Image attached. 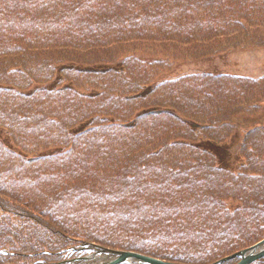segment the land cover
<instances>
[{
  "label": "trees",
  "instance_id": "1",
  "mask_svg": "<svg viewBox=\"0 0 264 264\" xmlns=\"http://www.w3.org/2000/svg\"><path fill=\"white\" fill-rule=\"evenodd\" d=\"M250 1L0 0V264L60 261L70 254L67 248L85 241L175 262L205 263L213 249L194 244L203 242L212 230L210 218L205 216L207 212H201L205 221L201 218L198 231L195 229L190 240L186 238V242L193 244L184 246L193 250L179 252L175 233L181 234L184 225L174 219L181 209L164 206L162 196L161 201H155L143 214L125 205L124 209L121 206L116 210L122 203L112 200V193L98 191L102 187L100 183L95 184L97 187L93 182L82 184L70 178L80 176L81 172L86 180L101 177L85 175L94 172L86 165L82 171L72 169L69 161L79 157L75 148L85 140H98L101 146L106 139H114L116 127L123 124L114 121L110 112L126 115L130 109L113 104L118 94L109 92L111 102L106 103H112L110 112L104 108L107 104L85 110L84 103L75 105L73 100L77 98V103L86 100L74 94L72 86L60 87L57 81L74 79L73 71L78 67V74L85 77L90 72H110L104 82L108 85L111 71L125 72L137 64L140 73L134 69L126 73L134 81L129 87H146V90L135 94L146 97L163 89L176 104L175 109L197 115L202 109L199 116L193 117L196 120L205 116L215 119L214 115L219 113L228 116L230 101L236 108L240 107V116L255 113L261 107L264 77L253 79L210 72L184 76V70L177 67L200 58L210 61L227 56L239 46L263 47L264 0H256L261 10L255 14L248 8ZM146 66L164 72L157 75L156 82H145L146 74L152 73ZM86 79L79 80L86 83ZM159 95L151 101L160 104ZM99 101L100 97L95 99V103ZM95 111L101 112L90 116ZM168 111L177 117L171 109ZM149 114L142 110L140 132L150 129H145L148 122L152 126L153 122L147 118ZM76 117L81 120H75ZM185 123L195 133L194 146L199 153L216 158L217 143L204 146L201 132L193 129L191 123ZM183 126L182 123L179 127L182 135L188 128ZM208 127L204 124L199 130L205 132ZM258 135L262 134L249 130L242 141L244 147L247 143L249 149L255 150L256 146L249 140ZM165 145L157 154L173 160L176 154ZM141 167L143 173H139L138 179L151 177L150 164L143 163ZM51 176L56 177L55 183L35 188ZM129 181L116 188L124 191L118 195L123 201L125 195L129 199L142 196L135 177L131 175ZM67 186H70L67 194L59 191L49 196L46 204L29 190L46 193ZM254 208L255 205L248 209L255 214ZM139 216L143 219H137ZM212 219L219 222L217 217Z\"/></svg>",
  "mask_w": 264,
  "mask_h": 264
},
{
  "label": "rangeland",
  "instance_id": "2",
  "mask_svg": "<svg viewBox=\"0 0 264 264\" xmlns=\"http://www.w3.org/2000/svg\"><path fill=\"white\" fill-rule=\"evenodd\" d=\"M250 3L248 8L252 13L255 14L261 10V6L258 4L260 2L251 0ZM251 47L254 48L253 52H246ZM251 47L239 46L237 54H241L221 57L225 61L217 58L207 61L208 59L200 58L189 62L187 64L189 66L186 68L182 64H178L177 67L187 72H228L240 73L241 75L251 74L250 76L259 77L264 75V46L261 48ZM75 68L74 77L72 76L74 79L57 81L60 87L72 86L73 93L86 100L77 103L76 98L73 100L75 105L90 104V107L82 105V108L91 110L93 105L94 108H101V104H107L104 108L109 111V107L113 103L120 106V109L127 107L130 110L126 115L109 111L111 118L123 124L124 127L119 126L115 130L114 139H106L101 146L98 144V140H85L82 146L75 148L79 157L75 156L71 161L65 159L71 162L72 169L82 171L83 165H86L94 172H85V175L101 177L86 180L81 176L83 175L81 172L80 176L76 174L73 177L72 175L71 179L75 178L82 184L90 181L94 183V186L100 183L102 187L97 186L98 191L110 192L113 195L112 200L122 203L115 207L116 210L122 207L124 209L125 205L126 208L137 210L143 214L146 208H152L155 201H161L162 196V202L163 200L166 202H163L164 206L171 209H181L177 217H175V211L172 214L175 221H180L184 225L181 227L183 229L181 234L175 233L174 242L179 247V252L181 249L193 250L191 246H184V244H193L189 241L186 242V238L190 240L191 236L195 234V229L198 231L202 225L201 218L203 219L201 212H207L205 216L210 218L209 225L212 230L203 242L194 244L195 246L205 245L206 249H213L203 264H215L220 259L232 255L240 249L251 248L264 240V93L263 97L260 98V109H256L257 112L255 113L250 112V115L240 116V107L236 108L233 101H230L228 106L231 111L229 110L228 116L224 117L219 113L214 115L215 119L205 116L196 120L193 117L199 116L203 111L202 109L198 115L195 112H181L175 109L176 104L165 95L163 89H158L154 95L146 97L142 96L141 93L135 94L146 90V87H129L134 81L129 80L126 73L128 69H134L140 73L137 64L126 68L125 72L111 71L112 78H109L108 85H105L104 82L110 72H90L85 77L78 74V67ZM145 68L148 70L149 66ZM149 69L152 73L146 74L145 82H156L157 75L164 72L157 67ZM115 73H118L119 77L115 76ZM53 77V73H50V78ZM84 78H88L86 83L79 80ZM105 91L106 94L103 95ZM109 92L118 94V97L113 98L116 102L106 103V101L111 102ZM120 93H124V96H121ZM157 94H160V104H156L158 101H151L157 99ZM56 96L59 95L56 93ZM134 96H138V98H134ZM98 97H100V101L95 103V99ZM133 103L135 105L132 107ZM149 104L152 105L149 106ZM143 109L150 113L147 118L153 122L152 126L149 122L147 123L145 129H150L145 133L144 131L140 132L139 126ZM170 109L177 117H173L169 113L168 110ZM69 111L71 109L66 112ZM100 112L95 111L90 116L94 117ZM77 119L81 120L80 117L75 118V120ZM185 122L191 123L194 126L193 129L201 132V142H205L204 146H210L209 142L213 143V141L217 143L216 158L212 156L211 159L209 155L199 153L198 148L194 146L196 145L193 138L195 133ZM210 122L213 125H210ZM182 123L183 129L188 127L183 135L181 134L182 129L179 128ZM204 124L209 127L204 129L205 132H202L199 129ZM215 124L217 127H214ZM249 130H255L262 134L249 140L250 144L256 146L255 150L249 149L247 143L244 147L245 143H242ZM178 140L189 143L183 144ZM218 143H221L220 146ZM67 144L69 142H66ZM164 144H166L167 150L170 149L176 154L173 160L167 156L164 157L163 154H157L158 151L163 150L161 147ZM199 160L201 163L198 162ZM143 163L150 164L149 173L151 177L143 176L138 179L139 173L143 171L141 167ZM131 175L139 183L142 196L129 199L128 195H125L123 201L118 198V195L123 194L124 191H117L116 188L122 183L129 184ZM254 178L257 180L255 181ZM55 179V176H51L49 179L42 180L35 188L37 190L42 189L43 184L55 183ZM69 188L70 186L60 190L53 189L46 193H39L33 188H29V190L39 201L44 200V204H46L49 201V196L59 193V191L67 194ZM168 188H171L172 192ZM167 196L169 200L165 199ZM253 205H255L254 209L257 210L255 214L248 209ZM141 216L137 219H143L140 218ZM214 217L219 218V222L212 219ZM181 236H183L182 239ZM175 252L177 250H174ZM259 252V257L249 264H264V248L262 246L256 249L254 254ZM175 254L179 255V253ZM241 260L240 256H237L231 260H221L220 264H238Z\"/></svg>",
  "mask_w": 264,
  "mask_h": 264
},
{
  "label": "water",
  "instance_id": "3",
  "mask_svg": "<svg viewBox=\"0 0 264 264\" xmlns=\"http://www.w3.org/2000/svg\"><path fill=\"white\" fill-rule=\"evenodd\" d=\"M260 246H262L264 248V240H262L261 242H259L256 245L252 246L251 248L242 250V251L235 253V254L227 257V258H224V260L222 259V261L240 256L242 260L238 264H249L250 262L254 261L255 258L259 257L258 255L260 254V252L257 254H254V252ZM107 251L111 252L114 255H117V257L114 258L111 262H109V264L124 263V262H127L128 260H133V261H136L140 264H175V263L163 261L160 259H156L153 257L144 256V255H141V254L135 253V252L113 251V250H107ZM222 261L220 260V261L216 262L215 264H220Z\"/></svg>",
  "mask_w": 264,
  "mask_h": 264
}]
</instances>
